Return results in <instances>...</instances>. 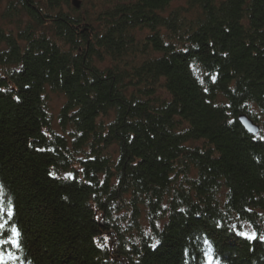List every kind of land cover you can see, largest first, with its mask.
<instances>
[{"label": "trees", "instance_id": "16d2710c", "mask_svg": "<svg viewBox=\"0 0 264 264\" xmlns=\"http://www.w3.org/2000/svg\"><path fill=\"white\" fill-rule=\"evenodd\" d=\"M71 2L0 0V202L19 232L0 252L264 264V137L237 121L264 123V0H106L95 28Z\"/></svg>", "mask_w": 264, "mask_h": 264}, {"label": "rangeland", "instance_id": "374dc122", "mask_svg": "<svg viewBox=\"0 0 264 264\" xmlns=\"http://www.w3.org/2000/svg\"><path fill=\"white\" fill-rule=\"evenodd\" d=\"M105 1L106 0H80V2L79 1H77V0H72V2H71V4H72V8L71 9H79V10H77L78 12H80L81 11V14L82 15H84V16H86L87 18H88V20L91 22V25L92 26H94V28L97 26V22L95 21L96 20V18L98 17V16H101L102 15V13L104 12V11H106L107 9H109L110 8V6H106V4H105ZM74 3L75 4H78L79 5V3H81V7L79 8V6L78 7H75V5H74ZM179 6H181V7H183L184 6V4L183 5H181L180 3H178L177 1H173L172 2V4L170 5V7L168 8V10L167 11H169L170 9H175V7L177 8V7H179ZM67 9V10H66ZM65 10L66 11H69V9L66 7L65 8ZM76 15H78V13H75ZM24 17L25 16H22V21H23V19H24ZM25 20L26 19H24V21L22 22V24H20L19 26L20 27H23L28 21H26L25 22ZM11 29H14L16 32L18 31V27H17V25H13L12 27H10ZM161 33H165V34H163V36H164V40L166 41V42H172L173 44H176L177 42L175 41V40H177L176 38H171L170 39V41L168 40V39H166V37H167V33H166V31L165 30H161L160 31ZM149 34V32L148 31H142V32H140V33H138V34H136V32L134 33V35L135 36H138L139 35V37H143V36H145V35H148ZM176 47H180V45L178 44V45H176ZM96 64L99 66V67H105V66H107V62H103V63H98V62H96ZM195 72H196V75H198V76H200L201 78H202V74H200V72H199V69H195ZM199 78V77H198ZM201 78H199V79H201ZM61 101H62V98L59 96V95H56V94H50L49 95V107H50V109H51V112L54 114V115H56L57 114V112H58V110L60 109V104H61ZM220 101H218L217 99H216V103H219ZM222 104V103H221ZM248 111H251V108H249L248 109ZM252 111L256 114V115H259V111L257 110V109H255V108H252ZM240 116H242V115H239L238 117H237V121H238V118L240 117ZM261 121L262 120H260V122L258 123V125H256L257 127H258V129L260 128V134L262 135V137H264V123H262V125L260 124L261 123ZM254 126V125H253ZM54 128H55V125H54ZM57 131V130H56ZM187 146H189V147H191V148H193L195 145H196V143H193V142H189V143H187L186 144ZM263 219H264V217H263ZM241 222V221H240ZM241 230L243 231V233H248L249 235H251L252 233H254L255 235H256V232L254 231V229L252 228V226H250L249 224H247V223H243V222H241Z\"/></svg>", "mask_w": 264, "mask_h": 264}, {"label": "snow or ice", "instance_id": "6c2138e0", "mask_svg": "<svg viewBox=\"0 0 264 264\" xmlns=\"http://www.w3.org/2000/svg\"><path fill=\"white\" fill-rule=\"evenodd\" d=\"M7 214V219H4V213ZM13 215L12 212V204L11 201L8 202L7 207L5 208L3 203L0 202V233H2V236H0V247L2 246H11L12 248L19 249V232L18 230L13 226L9 231H5L6 224L11 219ZM241 236H245L248 239L255 238V234L252 233L249 235L248 233H239ZM261 239H264V237H261ZM207 243V241H206ZM211 251V249L209 250ZM18 257H16L13 253L8 252L7 249H5V252H0V264H9V261H15ZM208 264H213V261L211 257L208 258Z\"/></svg>", "mask_w": 264, "mask_h": 264}, {"label": "water", "instance_id": "95a60500", "mask_svg": "<svg viewBox=\"0 0 264 264\" xmlns=\"http://www.w3.org/2000/svg\"><path fill=\"white\" fill-rule=\"evenodd\" d=\"M75 7H78V4H75ZM239 124L242 126V128L252 135L256 134L258 131V127L252 123L246 116L242 115L238 118ZM254 125V126H253Z\"/></svg>", "mask_w": 264, "mask_h": 264}]
</instances>
